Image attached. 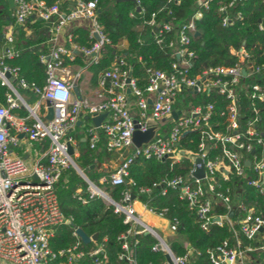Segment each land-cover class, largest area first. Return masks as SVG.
Segmentation results:
<instances>
[{
	"label": "built area",
	"instance_id": "2783aa9c",
	"mask_svg": "<svg viewBox=\"0 0 264 264\" xmlns=\"http://www.w3.org/2000/svg\"><path fill=\"white\" fill-rule=\"evenodd\" d=\"M13 1L12 17L16 24L24 26L27 21L39 19L51 23V32L53 27L55 30L49 39L51 47L48 53L40 55L45 66V83L42 87L28 85L18 76L16 68L4 64V58L18 54L11 45L4 48L0 55V83L9 89L6 104L0 103V260L8 264H109L104 246L105 237L100 242L91 241L94 246L84 250L74 228V244L60 249L50 246L55 228L71 221V218L64 215L56 192V183L63 170L76 164L74 156L68 153V146L75 145L71 131L82 115L91 119L96 114L106 113L99 126L93 122L88 123L85 134L90 148L96 145L102 134L106 151L117 153L120 157L118 166L109 173L108 178L103 179H108L112 185L133 184L128 178V167L136 157L160 161L173 158V162H179V153H186L178 148L180 138L188 132L201 130L198 152L189 156L192 163L189 171L185 175L161 179L152 186L160 187L161 195H165L169 188L177 190L179 198L185 200L188 208L195 212L202 230H208L211 223L222 225L224 222L232 228V242L226 238L205 250L211 264H264V217L255 214L252 208L246 209L242 200L234 201L229 188L219 190L220 183L233 175L244 177L246 184L264 192V136L255 126V119L248 120L246 127H242L237 106L238 87L246 90L250 88V98L264 100V89L260 84H239L242 76L260 71L259 66L249 64V72L243 74V62L249 55L243 49L232 51L239 57L234 65L211 67L201 74L190 76L188 69L194 54L188 49V44L190 33L196 31L194 20L201 16V11L197 10L190 20L181 24L176 40L169 43L177 57L169 72L146 68L147 83L141 89L132 75L127 82L131 72L129 68H123L126 66L124 57L118 56L108 69L99 74L97 84L101 96L98 101L92 102L87 98L73 96L74 84L70 81L71 75L65 65L74 59V51L77 50L88 59V63H96L102 48L109 42L107 33L97 20V0H76L74 8L67 14L60 12V4L65 0H56L51 5H46L42 0ZM234 2L231 0L219 8V11L225 13L223 26L233 22L226 10ZM207 4V0L197 1V5L203 8ZM237 17H240L239 13ZM81 19L90 23V46L73 43L68 32L65 37L69 47L59 43L58 31L68 23ZM146 23L155 29H171L167 21H157L156 12L151 14ZM259 28L264 27L260 24ZM6 41L12 43V36H7ZM5 72H9L20 87L38 94L33 106L27 104L15 86L5 78ZM182 91L206 94L216 91L222 94L228 100L225 131L213 130L209 123L213 112L212 103L193 107L188 104L176 108L175 104L182 101ZM46 101H50L54 110L50 120L44 118L47 112ZM41 106L43 110L40 113ZM20 107L27 110V116L20 117L11 113V110ZM177 110L179 114L174 118L172 113ZM148 120L157 122V130L150 141L136 147L132 133L135 129L146 131ZM166 122L170 123L169 128L159 134L160 127ZM19 134L30 142L47 141L44 156L29 164L17 155L14 149L21 144ZM256 146H260L261 150L250 158L248 154L253 153ZM217 148L219 152L211 154ZM197 158L203 160L202 178L193 175ZM247 167L255 176L249 174ZM150 189H141V192ZM87 190L90 196H100L98 188L90 182ZM107 197L106 202L113 206L114 212L122 213L123 222L129 225L118 236L121 247L118 258L124 264H137L135 252L138 240L135 236L143 233L152 235L156 240L151 250L160 251L165 257L158 264H167L166 255L170 257L171 264H192L194 258L201 254L188 243L183 244L184 253H174L170 244L157 231L158 228L146 223L137 212L134 206L136 198L130 190H125L118 201ZM79 199L85 201L82 197ZM220 204L231 212L232 204H236L245 214H238L235 219L227 213L216 215L213 210ZM142 206L144 211L165 221L166 234H176L179 220L169 213L167 207L155 209L143 202ZM235 225L238 227L234 228ZM242 238L254 243H244Z\"/></svg>",
	"mask_w": 264,
	"mask_h": 264
},
{
	"label": "trees",
	"instance_id": "16d2710c",
	"mask_svg": "<svg viewBox=\"0 0 264 264\" xmlns=\"http://www.w3.org/2000/svg\"><path fill=\"white\" fill-rule=\"evenodd\" d=\"M42 1L46 5H51L56 0ZM197 1L97 0V20L107 33L109 42L102 48L99 60L96 63H90L87 67L92 73V81L96 82L99 73L108 69L118 56H123L126 61V66L123 68H129L132 77L136 79L137 86L144 89L147 83L146 68L160 69L166 72L171 70V65L177 61V57L173 54V48L169 43L176 40L181 24L190 20L192 15L200 10L201 16L194 20L198 35L190 33V43L188 44V49L194 54L188 69L189 75L201 74L211 67L232 66L239 59L238 55L232 51L237 52L243 49L249 55L248 59L243 62L245 72H249L247 68L249 64L259 66L260 71L242 76L239 84L246 86L256 82L264 89V28H259L260 24L264 27V3L262 0H235L226 10V14L233 19L232 24L227 26L222 25L225 13L219 11V8L231 0H207L206 8L198 6ZM0 3L2 4L0 6V40L3 35L1 25L13 24L16 33L12 37L11 46L18 53L16 56L4 58L3 62L10 68H16L18 76L24 79L28 85L42 87L45 83V66L40 60V55L47 54L49 51V45L46 43L49 29L46 23L39 19L33 22L27 21L24 26L16 24L12 17L13 10L9 7L7 0H0ZM74 3V0L62 2L60 4L61 14H67ZM154 12H156L157 21H167L171 25L170 30H162L161 27L155 29L146 23ZM238 13L240 14L239 18L237 17ZM24 27L33 28V32H38V30L40 32L34 38V35L25 33L26 28ZM68 33L71 34L73 43L78 46L89 47L92 42L89 31L85 28L76 26L71 28ZM122 39L127 41L125 50H119L117 47ZM74 63L81 66L85 64V58L81 52L75 54ZM237 89L240 124L245 128L248 120L255 119V126L264 136V100L250 98V88L246 90L244 87L241 89L238 87ZM17 90L25 96V101L28 104L30 101L38 99V94L31 89L19 87ZM8 92L7 86L0 83L1 104H6ZM180 98L182 101L175 104L176 108L188 104L193 107L212 103L213 112L209 123L213 130L225 131L228 100L222 94L216 91H211L208 94L182 91ZM40 109L42 111L43 106ZM11 113L20 117L28 115L27 110L21 107L11 110ZM169 126L170 123H163L158 133L166 132ZM200 138L201 130L188 132L180 138L178 148L186 153H179V162H173V158H167L164 161L155 158L146 159L141 156L134 158L128 167V178L133 181V184L112 185L108 179L100 181L101 176L108 178L109 175V172L101 168L99 162L102 156L108 154L102 134L93 148H90L89 142H83L79 136L76 137L79 151L76 163L94 185L115 201H118L123 192L128 189L136 199L147 203L150 207L155 209L167 207L169 213L179 220L178 230L169 242L173 252L184 253L183 244L188 243L201 252L194 258L192 264H211L205 250L216 246L226 238L232 242V228L224 222L222 225L211 223L208 230H202L195 212L188 208L185 200L179 198L177 190L169 188L165 195H161V188L152 186L153 183L159 182L161 179L185 175L192 164L189 156L198 152ZM260 150L261 147L256 146L254 152L249 153L248 156L252 158V154H257ZM218 152L217 148L211 154L214 155ZM92 164L94 167L90 168ZM248 172L251 176H255L249 170ZM150 187L149 191L141 192V189ZM87 188V182L73 167L70 166L63 170L56 183V192L64 215L71 218L74 227L68 222L57 226L50 239V246L60 249L74 244L76 237L72 234L73 229L81 228L89 236L96 233L98 235L97 242H100L103 237L106 238L104 246L109 264H124L118 258V253L121 251L118 236L125 232L129 225L123 222L124 215L122 213L114 212L113 206L101 196H90ZM227 188L230 189L229 194L234 198V201L242 200L246 209L252 208L255 214L264 217V192H259L256 187L246 184L244 177L233 175H230L227 181L220 183V191H225ZM79 197L85 201L83 202ZM213 213L216 215L227 213L232 219H235L238 214H245L236 204H232V212L227 211L224 205L220 204L215 207ZM237 227V225L234 226V228ZM135 238L138 240L135 252L137 264H158L165 260L162 252L151 250V246L156 242L152 235L143 233L136 235ZM242 241L254 243L245 238H242ZM93 246V242L81 243L84 250H89ZM258 260L259 257H257V262Z\"/></svg>",
	"mask_w": 264,
	"mask_h": 264
},
{
	"label": "crops",
	"instance_id": "0c3cea01",
	"mask_svg": "<svg viewBox=\"0 0 264 264\" xmlns=\"http://www.w3.org/2000/svg\"><path fill=\"white\" fill-rule=\"evenodd\" d=\"M75 1L76 0H74V2ZM74 5H75V3L71 7V9L74 8ZM11 9L13 10V8H11ZM46 26L49 29L48 30V39H47L46 43L49 45V49H50L51 42L49 41V39L53 35V32H54L55 29L53 27L52 28L53 32H51V30H50L51 29V23H46ZM76 26L85 28L88 31L90 29V23H89L88 20L81 19V20H76V21L70 22L65 27L61 28L58 31V42L61 43V44H64L67 47H69V42L66 40L65 35H66V32H68L71 28L76 27ZM24 28H26L25 29V33L27 35H32V36L34 35L33 36L34 38L36 36H38V32H40L39 30H38V32H33V28L30 29V27H24ZM1 32H2L3 35H2V39L0 40V55L3 53L4 48H6L9 45H12L13 39H12V43H8L6 41V37L9 36V35H11L13 37L15 35V33H16V28L11 23H9L7 25H1ZM117 47H118L119 50H125L126 47H127L126 39H122L118 43ZM76 53H78V50L74 51V59L72 61H67L66 65H65L66 68L69 70L70 75H71V80L70 81L73 82V84L77 86L81 97L87 98V99H89L92 102H96V101H98L100 99V96H101V94H99L101 90H100V88L98 87V84H97L99 75L96 78V82H93L92 79H91L92 73L87 68L88 65L90 64V63H88V59L84 56L85 64L82 65V66L81 65H77V64L74 63L75 54ZM77 74H78V76L76 77ZM17 84H18L17 81H15L13 83V85L16 88V90L18 89L16 87ZM20 96L25 100V96H23L21 94H20ZM73 96H75L74 93H73ZM29 97H31V96H29ZM36 101L37 100L33 101V103L29 104V105L33 106ZM41 112L42 111L40 109V113ZM90 122H92L91 119H89V118L87 119L86 115H82L81 119L77 121L76 125L74 126V128L71 131V134L73 135V137L75 139V145L72 147L73 148V154L72 155L74 156L75 161H76V159L79 156L78 144H77L76 137L79 136L81 141L88 142V139H87L86 134H85V127ZM19 138H20L21 144H20L19 147H16L14 150H15L16 154L21 156L27 163L30 164V163L34 162L35 160H37L39 158H42L44 156V153H45L47 145H48L47 141H45V142H30L22 134H19ZM107 153H108L107 156H102V158L100 159L99 162H100L101 168H103L104 171H107V172L110 173L111 171H113L118 166L120 157L118 156L117 153H110V152H107ZM76 165L78 166L77 163H76ZM93 167H94V165L92 164L90 166V168H93ZM73 168L75 169V167H73ZM83 174H84V172H83ZM104 178H106V177L105 176H101L100 177V181L103 182ZM84 180L87 182V184H88V181L90 183H92L88 178L84 179ZM94 186H96V185H94ZM99 190H101V189H99ZM103 193L105 195H107L105 192H103ZM103 199L106 201L105 198H103ZM134 206L136 207L137 212L141 215L142 219L146 223H148L149 225H151L153 227L158 228V230H160L163 233L166 232V230L164 229L165 228V221L163 219L157 217V216H154V215L148 213L147 211H144L141 201H139L138 199L134 200Z\"/></svg>",
	"mask_w": 264,
	"mask_h": 264
},
{
	"label": "water",
	"instance_id": "95a60500",
	"mask_svg": "<svg viewBox=\"0 0 264 264\" xmlns=\"http://www.w3.org/2000/svg\"><path fill=\"white\" fill-rule=\"evenodd\" d=\"M130 1H135V0H130ZM7 2H8V5H9L10 8H13L14 7V1L13 0H7ZM137 10H139V8H137ZM194 35H198V31H195L194 32ZM245 73H246L245 70H243V74H245ZM130 75H131V73H129V76L127 78V82H129ZM4 76L12 84L16 81L15 78L9 72H5ZM16 87L19 88L20 85L17 84ZM73 93H74V95L77 98H80L81 97V95H80V93H79L78 88H77L76 85L73 86ZM45 104L47 106V112H46V115L44 116V118L46 120H50L53 117L54 110H53V107H52L50 101H46ZM177 114H179V110L174 111L172 113V115H173L174 118L177 117ZM106 115H107L106 113L96 114V115H94V116L91 117V121L96 126H99L100 123L102 122V120L106 117ZM147 126H148V129L146 131H144V132H142V131H140L138 129H135L133 131V133H132V141H133V144L136 147H139L142 144L147 143L148 141H150L153 138V136H154V134L156 132V129L158 127L157 126V122L154 121V120H148ZM68 153H69V155H72L73 154V148H72L71 145L68 146ZM171 155L172 154H169V156H171ZM195 161L197 163V166H196L195 170L193 171V175L196 178H202L204 176L203 160L201 158H197ZM246 163L248 164L249 162L246 161ZM74 167H75V169L78 171V173L84 179H87L86 176L81 171V169L76 164H75ZM98 191H99V195L102 198L108 199L107 195H105L101 190L98 189ZM68 223L71 226L74 227V223L72 221H69ZM75 233L79 237V239L81 240V242L84 243V244H88L91 241H96L97 238H98V235L96 233L93 234V235H91V236H89L81 228H75ZM166 261H167V264H171V260H170V257L168 255H166Z\"/></svg>",
	"mask_w": 264,
	"mask_h": 264
},
{
	"label": "rangeland",
	"instance_id": "374dc122",
	"mask_svg": "<svg viewBox=\"0 0 264 264\" xmlns=\"http://www.w3.org/2000/svg\"><path fill=\"white\" fill-rule=\"evenodd\" d=\"M0 5H2V4L0 3ZM32 103H33V102L30 101V104H32ZM157 231L160 232V234L162 235V237H163L168 243L170 242L171 239L174 238V235H170V234L163 233V232H161L160 230H157ZM0 264H8V263L3 262L2 260H0Z\"/></svg>",
	"mask_w": 264,
	"mask_h": 264
}]
</instances>
